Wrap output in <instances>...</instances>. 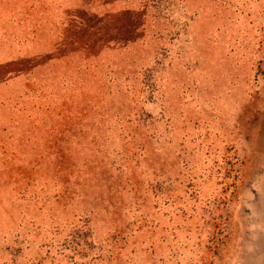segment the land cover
Returning a JSON list of instances; mask_svg holds the SVG:
<instances>
[{"label": "rangeland", "instance_id": "rangeland-1", "mask_svg": "<svg viewBox=\"0 0 264 264\" xmlns=\"http://www.w3.org/2000/svg\"><path fill=\"white\" fill-rule=\"evenodd\" d=\"M0 264H264V0H0Z\"/></svg>", "mask_w": 264, "mask_h": 264}]
</instances>
